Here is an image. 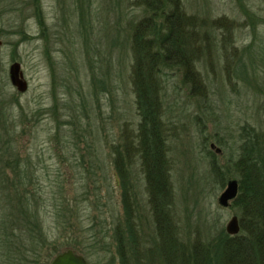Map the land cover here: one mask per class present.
<instances>
[{
	"label": "rangeland",
	"instance_id": "374dc122",
	"mask_svg": "<svg viewBox=\"0 0 264 264\" xmlns=\"http://www.w3.org/2000/svg\"><path fill=\"white\" fill-rule=\"evenodd\" d=\"M179 1L199 34L189 73L200 88L183 83L180 68L158 77L167 213L188 259L194 246L214 258L230 219L237 217L239 227L242 220L240 206L232 200L222 207L219 197L239 180L236 163L249 136L264 143V0ZM148 16L137 0H0V167L7 174L11 160L18 163L14 178L23 173L30 184L29 209L38 210L60 252L68 250L61 243L72 232H60L56 217L80 226L75 248L88 264L111 261L124 199L141 240L156 248L139 162L131 157L120 170L113 162L114 147L137 132L129 38ZM13 62L27 82L24 93L10 83ZM6 141L10 147L3 149ZM4 182L0 221L10 203Z\"/></svg>",
	"mask_w": 264,
	"mask_h": 264
},
{
	"label": "trees",
	"instance_id": "16d2710c",
	"mask_svg": "<svg viewBox=\"0 0 264 264\" xmlns=\"http://www.w3.org/2000/svg\"><path fill=\"white\" fill-rule=\"evenodd\" d=\"M137 2L149 14L134 26L129 38L133 59L130 81L139 122L132 140L124 139L118 150L114 147L113 153L116 155L113 162L120 170L125 161L131 157L137 158L145 178L148 206L156 228V248L145 246L141 240L135 220L131 217L133 208L124 199L125 219L122 225L114 228V255L106 264H211L214 258H218L219 264H264V159L261 157L264 155V143L261 146L258 138L252 135L236 163L239 180L237 195L233 200L241 208L240 229L245 236L239 238L227 234L216 246L214 258L206 250L194 246L192 257L188 259L176 243L167 213L171 189L165 131L159 108L158 77H162L165 69L180 68L184 70L183 83H191L192 90L197 86L200 88L189 73L192 56L199 52L200 40L195 22L185 16L179 0ZM2 146L3 149L10 147V142L6 141ZM10 163V167L6 166L7 174L0 167V178L6 181L2 188L6 190L5 197L10 202L8 216L0 221V256L4 259L3 264H17L20 261L31 264L30 258L33 256V264H49L55 254L61 253L60 244L57 246L58 242L50 240L46 234L38 210L30 211L31 197L25 191L30 184L22 181L23 173L15 174L18 178H14L15 171L20 168L18 163L12 160ZM56 222L60 232L65 229L72 232L61 244L79 254L74 236L78 234L80 226L70 224L65 216L56 217ZM26 245L29 255L26 254ZM98 264L102 263L99 261Z\"/></svg>",
	"mask_w": 264,
	"mask_h": 264
},
{
	"label": "water",
	"instance_id": "95a60500",
	"mask_svg": "<svg viewBox=\"0 0 264 264\" xmlns=\"http://www.w3.org/2000/svg\"><path fill=\"white\" fill-rule=\"evenodd\" d=\"M9 80L11 85L19 93L27 91V82L24 80L21 71L20 63L13 62L8 69ZM237 195V182L230 181L227 183L225 190L219 197V204L222 207H227L229 201L236 198ZM226 233L230 236H236L239 233V220L237 217H232L226 225ZM49 264H88L87 260L80 254L66 250L54 256Z\"/></svg>",
	"mask_w": 264,
	"mask_h": 264
}]
</instances>
